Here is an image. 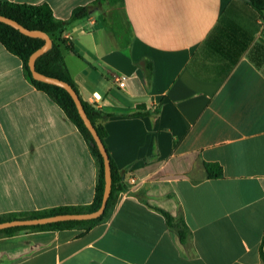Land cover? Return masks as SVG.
<instances>
[{"label": "crops", "instance_id": "crops-1", "mask_svg": "<svg viewBox=\"0 0 264 264\" xmlns=\"http://www.w3.org/2000/svg\"><path fill=\"white\" fill-rule=\"evenodd\" d=\"M9 1L46 3L61 20L90 7L54 38L78 96L110 114L106 149L139 187L86 231L0 236V264H262L264 60L249 54L264 24L247 1L123 0L125 47L107 3ZM204 162L223 175L207 178ZM97 172L77 128L0 43V215L90 204Z\"/></svg>", "mask_w": 264, "mask_h": 264}, {"label": "trees", "instance_id": "trees-1", "mask_svg": "<svg viewBox=\"0 0 264 264\" xmlns=\"http://www.w3.org/2000/svg\"><path fill=\"white\" fill-rule=\"evenodd\" d=\"M94 3H107L111 6L109 12L104 16V21L108 24L109 29L117 39L119 46H127L130 42L131 30L128 21L124 16L123 0H95ZM247 3L264 20V1L249 0ZM89 9V6H77L72 10L69 19L61 20L53 15L51 8L46 3L29 4L12 2L9 0H0V15L14 20L19 25L27 29L40 30L49 35L51 38L50 46L42 54L36 57L34 61L35 70L43 75L67 82L72 86L76 93L77 90L65 65L61 51V45L64 42L55 39L54 36L55 34L62 32L68 22L87 16ZM211 35L212 33L209 34L208 38H210ZM0 43L8 52L17 56L21 60L23 72L26 78L38 90L43 91L55 104H57V106H59L63 111L66 118L77 128L81 136L86 141L98 168L94 196L90 204L60 206L26 213H7L0 215V222L16 218L42 217L61 213H81L96 210L101 204L104 189V166L98 147L93 141L90 132L85 127L68 92L60 86L33 78L28 67L29 56L44 43V39L42 37L25 35L18 29L0 21ZM68 48L71 49V46H68ZM249 58L255 65L258 66L262 60H264V45L261 43L254 45L253 51L249 54ZM151 72L152 67L149 65L147 66V73L145 74L147 82L151 78ZM79 99L88 119L95 128L106 150L109 160L111 188L102 214L97 218L90 220L60 221L36 226L9 227L0 230V236H9L21 230H61L79 227L86 231L98 222L104 221L110 216L119 193L126 190V187L123 184L124 174L122 171L118 170L105 146L104 139L106 137V130L101 124V121L110 116V114L96 107L94 104L82 100L80 97ZM203 168L207 178H219L223 175L222 167L216 162H204ZM161 212L165 216L167 224L171 225V216L169 213L162 210ZM177 228L179 239L184 241L189 234V231L182 219L177 225ZM260 256L262 264H264V255L261 249Z\"/></svg>", "mask_w": 264, "mask_h": 264}, {"label": "water", "instance_id": "water-1", "mask_svg": "<svg viewBox=\"0 0 264 264\" xmlns=\"http://www.w3.org/2000/svg\"><path fill=\"white\" fill-rule=\"evenodd\" d=\"M244 1L248 2L249 0H244ZM0 21L18 29L21 33L25 35L42 37L44 39V43L39 48H37L35 51H33L31 55L29 56L28 67H29L30 73L33 78L38 79L43 82H47V83L60 86L68 92V94L71 96L75 104L78 114L80 115L85 127L90 132L93 141L98 147L99 153L102 157L103 166H104V189L102 193L101 204L96 210L90 211V212L61 213V214H54V215H48V216H42V217L16 218L12 220L1 221L0 230L9 228V227H14V226H36V225H44V224L60 222V221L90 220V219L97 218L98 216L102 214L104 210L107 198L110 193V188H111V176H110V166H109L108 156H107L106 150L95 128L91 124L90 120L88 119L83 109V106L81 104L78 94L72 88V86L69 85L65 81H62L54 77L43 75L35 70L34 61L37 56L42 54L50 46L51 38L49 37V35H47L46 33L40 30L27 29L8 17L0 15Z\"/></svg>", "mask_w": 264, "mask_h": 264}, {"label": "built area", "instance_id": "built-area-1", "mask_svg": "<svg viewBox=\"0 0 264 264\" xmlns=\"http://www.w3.org/2000/svg\"><path fill=\"white\" fill-rule=\"evenodd\" d=\"M261 24H264V20H261ZM264 40V35H261ZM124 76H121V78L118 81L119 86H123L124 84ZM123 184L126 187V190L123 191L124 193H133L135 192L139 187V181L131 174H128L123 177Z\"/></svg>", "mask_w": 264, "mask_h": 264}]
</instances>
